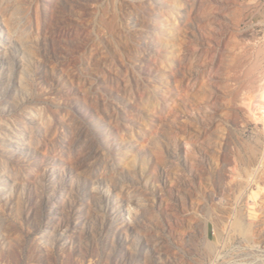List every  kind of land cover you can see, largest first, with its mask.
I'll return each instance as SVG.
<instances>
[{"label": "rangeland", "instance_id": "rangeland-1", "mask_svg": "<svg viewBox=\"0 0 264 264\" xmlns=\"http://www.w3.org/2000/svg\"><path fill=\"white\" fill-rule=\"evenodd\" d=\"M262 115L264 0H0V264H264Z\"/></svg>", "mask_w": 264, "mask_h": 264}, {"label": "bare ground", "instance_id": "bare-ground-1", "mask_svg": "<svg viewBox=\"0 0 264 264\" xmlns=\"http://www.w3.org/2000/svg\"><path fill=\"white\" fill-rule=\"evenodd\" d=\"M261 103H262V102H261ZM257 112L263 114L262 108H261V109H257ZM262 116H263V115H262ZM260 117H261V116H260ZM263 117H264V116H263ZM255 194H256V193H255ZM255 194H254V195H255ZM253 202H254V201H253ZM254 205H255V204H254Z\"/></svg>", "mask_w": 264, "mask_h": 264}]
</instances>
